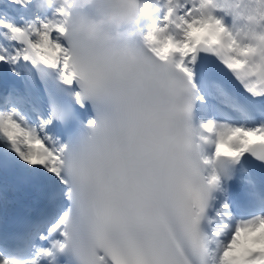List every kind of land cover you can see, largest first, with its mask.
Instances as JSON below:
<instances>
[{
    "label": "snow or ice",
    "instance_id": "6c2138e0",
    "mask_svg": "<svg viewBox=\"0 0 264 264\" xmlns=\"http://www.w3.org/2000/svg\"><path fill=\"white\" fill-rule=\"evenodd\" d=\"M161 7L140 43L163 77L76 60L63 11L0 8L25 85L0 94V167L44 191L0 264H264V0Z\"/></svg>",
    "mask_w": 264,
    "mask_h": 264
},
{
    "label": "clouds",
    "instance_id": "9594fccd",
    "mask_svg": "<svg viewBox=\"0 0 264 264\" xmlns=\"http://www.w3.org/2000/svg\"><path fill=\"white\" fill-rule=\"evenodd\" d=\"M34 6L40 14L63 11L64 39L73 57L90 67L136 69L149 77L169 71L153 64L140 43L143 31L157 22L161 0H34ZM9 264L24 261L12 257Z\"/></svg>",
    "mask_w": 264,
    "mask_h": 264
},
{
    "label": "bare ground",
    "instance_id": "6f19581e",
    "mask_svg": "<svg viewBox=\"0 0 264 264\" xmlns=\"http://www.w3.org/2000/svg\"><path fill=\"white\" fill-rule=\"evenodd\" d=\"M7 3L8 0H0V8H3ZM13 87L24 91L25 85L19 78L13 76L11 73L5 75L3 72H0V94ZM241 91L243 90L241 89ZM33 95L40 96L35 90H33ZM4 188H10L11 191H13L12 195L7 199L3 210V213L6 215L15 212L14 209L16 208H12L11 206L14 200L28 203L25 199H18L19 190L28 194L34 201H36V196L42 195L44 192L43 188L38 183L24 180L23 174L19 169L9 168L6 170L0 167V190ZM44 244V246H48V242H45Z\"/></svg>",
    "mask_w": 264,
    "mask_h": 264
}]
</instances>
